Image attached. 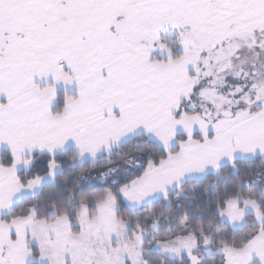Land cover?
Returning a JSON list of instances; mask_svg holds the SVG:
<instances>
[{"label":"snow or ice","instance_id":"1","mask_svg":"<svg viewBox=\"0 0 264 264\" xmlns=\"http://www.w3.org/2000/svg\"><path fill=\"white\" fill-rule=\"evenodd\" d=\"M0 264H264V0H0Z\"/></svg>","mask_w":264,"mask_h":264}]
</instances>
